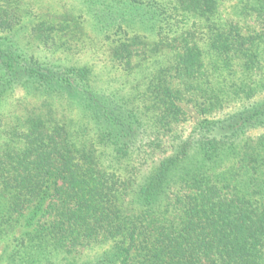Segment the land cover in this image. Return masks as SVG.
<instances>
[{
  "label": "trees",
  "instance_id": "1",
  "mask_svg": "<svg viewBox=\"0 0 264 264\" xmlns=\"http://www.w3.org/2000/svg\"><path fill=\"white\" fill-rule=\"evenodd\" d=\"M2 264H264V0H0Z\"/></svg>",
  "mask_w": 264,
  "mask_h": 264
},
{
  "label": "rangeland",
  "instance_id": "2",
  "mask_svg": "<svg viewBox=\"0 0 264 264\" xmlns=\"http://www.w3.org/2000/svg\"><path fill=\"white\" fill-rule=\"evenodd\" d=\"M2 249H3V245L0 246V254H1ZM0 264H2L1 261H0Z\"/></svg>",
  "mask_w": 264,
  "mask_h": 264
}]
</instances>
